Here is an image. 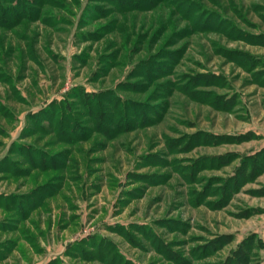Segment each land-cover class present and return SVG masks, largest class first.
I'll list each match as a JSON object with an SVG mask.
<instances>
[{
  "label": "rangeland",
  "instance_id": "rangeland-1",
  "mask_svg": "<svg viewBox=\"0 0 264 264\" xmlns=\"http://www.w3.org/2000/svg\"><path fill=\"white\" fill-rule=\"evenodd\" d=\"M0 264H264V0H0Z\"/></svg>",
  "mask_w": 264,
  "mask_h": 264
},
{
  "label": "trees",
  "instance_id": "trees-1",
  "mask_svg": "<svg viewBox=\"0 0 264 264\" xmlns=\"http://www.w3.org/2000/svg\"><path fill=\"white\" fill-rule=\"evenodd\" d=\"M42 164L38 165L39 167L41 166Z\"/></svg>",
  "mask_w": 264,
  "mask_h": 264
}]
</instances>
